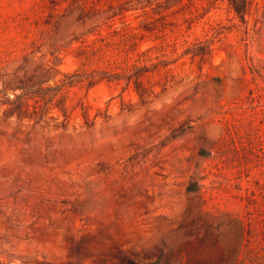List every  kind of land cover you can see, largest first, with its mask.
Masks as SVG:
<instances>
[{
    "label": "rangeland",
    "instance_id": "1",
    "mask_svg": "<svg viewBox=\"0 0 264 264\" xmlns=\"http://www.w3.org/2000/svg\"><path fill=\"white\" fill-rule=\"evenodd\" d=\"M71 1L0 0V264H264V0L246 22L227 0L191 25L163 11L140 49L179 58L145 100L63 84L80 67ZM206 38L205 61L183 53Z\"/></svg>",
    "mask_w": 264,
    "mask_h": 264
},
{
    "label": "trees",
    "instance_id": "2",
    "mask_svg": "<svg viewBox=\"0 0 264 264\" xmlns=\"http://www.w3.org/2000/svg\"><path fill=\"white\" fill-rule=\"evenodd\" d=\"M228 7L242 22H246V15L260 9V0H227ZM217 0H127L124 4L108 5L106 8L89 7L81 0H72L67 7L69 14L77 12L76 21L81 26V31L76 33L71 42H78L75 48V57L80 60V67L72 74L66 75L64 85L71 86L74 83H85L87 87L96 83L107 81H123L125 87L133 86L141 100L153 95V85H147L150 73L158 71L161 67L175 62L179 57L172 56L175 49L168 53L169 44L154 45L140 49L139 41L146 32L158 29L157 21L165 20L168 13L184 12V22L189 25L202 18L216 4ZM150 7L157 16L152 19H144L138 26L126 23L124 20L118 28H111L116 15L123 14L130 9H141L144 14ZM164 22V21H161ZM107 27L105 33L102 28ZM212 39L196 40L187 46L183 53H189L192 57H198L205 61L212 52ZM147 81V82H146ZM8 98V97H7ZM12 101L13 109L20 110L29 104L23 98V94H17ZM64 108V107H62Z\"/></svg>",
    "mask_w": 264,
    "mask_h": 264
}]
</instances>
